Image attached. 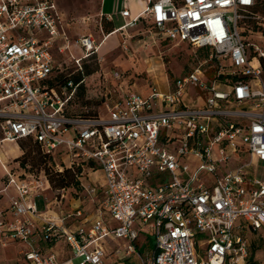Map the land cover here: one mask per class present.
Instances as JSON below:
<instances>
[{"label": "built area", "instance_id": "2783aa9c", "mask_svg": "<svg viewBox=\"0 0 264 264\" xmlns=\"http://www.w3.org/2000/svg\"><path fill=\"white\" fill-rule=\"evenodd\" d=\"M263 1L145 0L134 18L123 9L114 32L150 22L159 40L208 57L167 77L166 90L130 89L115 73L93 117L68 114L78 85L52 79L71 50L56 0H0V145L34 140L56 172L80 170L74 198L92 202L67 212L70 189L2 164L3 193L15 192L10 219L0 212L2 246L21 242L25 264H247L249 235L264 231ZM77 45V63L98 53L92 35ZM147 236L155 248L141 252ZM61 243L67 257L45 250Z\"/></svg>", "mask_w": 264, "mask_h": 264}, {"label": "rangeland", "instance_id": "374dc122", "mask_svg": "<svg viewBox=\"0 0 264 264\" xmlns=\"http://www.w3.org/2000/svg\"><path fill=\"white\" fill-rule=\"evenodd\" d=\"M56 2L63 20V31L70 39L71 50L63 55H57L56 59L59 68L52 79L63 86L64 78L72 79L78 73H82L83 70L87 71L85 66L88 67V70H97V73H95L97 85H94L90 94V90L87 88L85 95L79 96L78 92H75L67 110L70 115H103L105 113L104 93L109 90L113 91L119 84L115 73L121 74L122 80L130 89L134 87V89L145 92L153 82L157 83L160 89L166 90L167 77L171 81L173 77L182 76L197 66L206 56L208 57L207 52L203 51L196 54L185 44L176 45L159 40L152 35L154 30L150 26V22L147 23L145 21L137 26L128 27L117 35L114 34L116 36L104 43L105 37L108 36L105 30V25L108 21L103 20V16H101L102 0H56ZM261 11L264 13V7ZM116 24L117 26H122L125 22ZM83 35H92L94 37L98 45V53L92 58L83 59L80 63H77L76 60L82 58V51L78 47L77 42ZM152 69H157V72H149ZM215 75L216 70H211L206 76L209 79H213ZM104 116L108 117L107 114ZM4 145L19 149V152L14 153V155L20 156L10 159L9 169L22 174L25 171L36 173L42 168L41 163L34 160L37 155L29 154L35 150L34 145L30 141L25 140L17 144L6 142L2 144V146ZM21 161L23 165L20 164L15 168H10V166H14L15 163ZM59 162L60 159L57 157V163ZM198 164L199 161H195L190 172H194ZM2 180L6 181L5 176L2 177ZM90 180L88 179L85 182L86 185L90 183ZM46 194L52 202L56 192L48 191ZM79 196V199H75L73 193H70L62 208L67 212L73 211L76 206L89 209L92 206L91 200L84 193H80ZM35 203L40 212L47 210L44 195L37 196ZM55 211L58 212V209H55ZM81 222L82 219L76 222H69V225H79ZM248 239L250 242L248 261L253 260L254 263L264 264V237L262 233H251ZM60 246L59 250L66 249L63 243ZM22 247L23 244L21 242L14 240L7 241L5 247L0 242V256L5 254L10 259L16 258ZM25 248L28 249L26 246ZM154 248V240L147 236L146 245L141 248V252L153 251ZM67 251L69 252V250ZM114 264L118 263L115 262ZM126 264H138V262L130 261Z\"/></svg>", "mask_w": 264, "mask_h": 264}, {"label": "crops", "instance_id": "0c3cea01", "mask_svg": "<svg viewBox=\"0 0 264 264\" xmlns=\"http://www.w3.org/2000/svg\"><path fill=\"white\" fill-rule=\"evenodd\" d=\"M129 9L131 13V17H136L140 13H142L146 8V2L145 0H102L101 3V16L103 17H112L114 18L115 26H117L116 23H122L125 22L124 19L121 17H118L117 14L120 13L123 9ZM118 27V26H117ZM120 32H114L108 36L105 37L104 43H106L110 38L116 36ZM116 34V35H113ZM103 45V43H102ZM106 45V44H105ZM102 47V46H101ZM103 48V47H102ZM101 48V49H102ZM6 143V142H5ZM19 149L17 148H10L9 146H2L0 145V212L4 213L5 217L7 219H10V213H9V202L10 199L15 195V192L12 189H9L8 192L3 193V189L6 185V181L4 182L2 180V177L5 176V171L2 169V164L9 165L10 159L12 158H18L20 155H14V153H18ZM16 166H19V163H15L14 166H10V168H15ZM48 197V195H47ZM49 199V197H48ZM46 246L45 250L49 253H59L61 258L67 257L68 253H63V251L60 249V244L54 247ZM20 249V248H19ZM23 249V247L21 248ZM20 249V250H21ZM20 250L18 252V256L16 258L10 259L8 256L4 254V256H0V263L5 264H25L23 261L22 256L20 255ZM126 264V263H124Z\"/></svg>", "mask_w": 264, "mask_h": 264}, {"label": "trees", "instance_id": "16d2710c", "mask_svg": "<svg viewBox=\"0 0 264 264\" xmlns=\"http://www.w3.org/2000/svg\"><path fill=\"white\" fill-rule=\"evenodd\" d=\"M103 20H107L108 23L105 25V30L108 35L114 33L115 27L114 23L112 20H109L107 17H103ZM85 69L87 71H82V73H78L72 79L64 78L63 79V85H67L70 81H72L75 85H78L76 88V92H78L79 96L85 95V90L86 88L89 91V94L92 93L94 85L96 86L97 84V79H96V71L97 70H88V67L85 66ZM91 79V80H90ZM84 116H97V115H84ZM30 141L34 147L35 150L30 152L29 154H34L37 155V158L34 160H37L38 163H41L42 165L40 171H36V173L39 174L42 172H45L47 175L50 184L52 188L56 190H61V189H70L73 193V197H78V193L82 190V186L79 180L80 176V170H73V169H65L63 173L56 172L51 166L54 164V159L48 154H44L39 145L34 142L32 139H25ZM25 140H21L25 141ZM28 157V155H26ZM24 159V157H23ZM35 162V161H34ZM37 162H35L37 164ZM19 165H23V162H18ZM12 171H14L12 169ZM27 173H33L32 171H25ZM257 233H262L264 237V231H259ZM253 234V233H252ZM247 264H257L254 263L253 260L247 261Z\"/></svg>", "mask_w": 264, "mask_h": 264}, {"label": "bare ground", "instance_id": "6f19581e", "mask_svg": "<svg viewBox=\"0 0 264 264\" xmlns=\"http://www.w3.org/2000/svg\"><path fill=\"white\" fill-rule=\"evenodd\" d=\"M114 35V34H113ZM101 48V47H100Z\"/></svg>", "mask_w": 264, "mask_h": 264}]
</instances>
